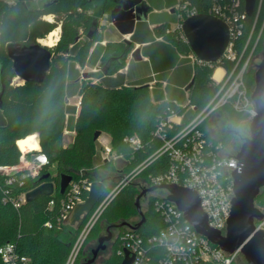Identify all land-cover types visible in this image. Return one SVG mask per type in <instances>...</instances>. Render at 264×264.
<instances>
[{"label":"trees","instance_id":"16d2710c","mask_svg":"<svg viewBox=\"0 0 264 264\" xmlns=\"http://www.w3.org/2000/svg\"><path fill=\"white\" fill-rule=\"evenodd\" d=\"M163 1L167 7H172V9L177 3V0ZM115 2L116 0H92L90 2L87 0H45L39 6H33L24 0H18L10 6L4 0H0V84L5 85L0 108V165L17 164L21 156L17 141L37 132L39 133L36 136L40 152L45 154L48 160L42 166L38 178L50 173L49 166L56 164L58 174L54 176L50 173L48 180L54 181L57 185L61 172H69L73 178H76L80 169H86L84 176L92 181L101 179L105 182L107 189H110L117 180L113 181L111 177L98 179L90 174L97 156V140L94 139L96 130L110 134L113 149L118 153H123L128 159L121 169L113 165L111 169L117 173L122 170L128 172L159 146L160 141L153 139L151 132L156 128L160 119L170 112L182 113L184 111L182 104L186 93L187 101L197 108L195 114L202 110L216 93L218 87L212 82V74L216 65L192 63L189 57L193 53L190 45L179 35L178 31L167 32L172 20L163 19L157 22L152 15L150 22L157 23L153 28H150L149 21L138 22L134 33L130 36L131 47L123 41L124 37L120 34L118 38L111 39L113 27L109 25L110 11L116 6ZM190 2L201 13H207L211 5V0H190ZM241 6L243 10L244 0ZM50 13L55 15L53 22L42 18L43 15ZM101 18H103L102 21ZM254 18V14L248 16L245 19L243 34L233 39V46L238 54L242 52ZM95 21L96 24H94ZM263 21L264 1L255 37ZM58 25L62 30L56 47L64 53L59 60H55L54 66L50 61V69L45 81L43 83L12 84L16 73L13 62L7 54L6 45L10 42H19L24 45L36 43L37 39L46 37ZM91 30L92 35L89 37L88 33ZM77 36H85L86 39L75 44ZM263 36L264 29L258 40L256 54L264 49ZM156 37H162V40L170 44L156 41ZM106 39L108 41L102 45L100 42ZM147 42L149 44L145 47V54L149 60H131L127 73H118L126 66L133 45ZM95 43L97 44L91 52ZM129 47L130 50L126 56L122 57ZM178 55H182V58ZM100 57L108 61L113 58L110 61L109 75L103 76L100 82L91 80L90 77L95 76L92 73L80 79L81 73L76 68V63L84 66L90 62L94 66ZM189 63L192 65V71L190 67V71L183 67V64ZM219 64L228 69L234 66V62L226 58H223ZM70 71L74 72L73 76L69 74ZM254 71L251 66L245 73L246 82L250 87L254 85ZM113 74L116 76H111ZM192 77L194 82L185 93L183 87L190 82ZM151 81H154L152 88ZM164 81H167V84L163 87ZM40 86L47 87L44 93L36 92ZM63 94L66 97L80 96L78 112L75 107L67 106V101L63 100ZM224 110L227 111L228 120L231 122L244 117L234 111L229 104L224 106ZM191 114H193L192 111L187 113L184 122ZM27 122H31L33 127L28 128ZM202 128L206 129L205 124ZM66 130L76 132L72 142L68 145L64 142ZM130 134L140 136L144 150L134 151L124 141V137ZM227 141H229L228 135L225 136V142ZM161 162L165 163V158L162 161L155 160L143 170L136 180L139 181L138 192H140L142 180H148L150 175L163 170L164 166ZM36 180L27 178L24 187H32ZM131 185L124 187L112 199L100 218L103 217L111 222L114 220L127 222L129 216L137 214L135 205L137 191L130 187ZM4 186V177L0 175V246L8 242L16 243L18 251L29 259L23 264H64L83 225L75 228L71 224L56 221L60 200L64 195L57 190L53 196H41L15 207L10 196H17L21 189L15 186V190L6 197ZM124 192L126 195L122 196ZM260 195L256 198L257 203L260 198L262 202L264 201V193L261 192ZM52 198L56 200V203L53 207H49V201ZM155 199L156 197L150 198L148 207L144 210L146 221L138 229V232L144 236H150L162 226V219L154 208ZM46 221H51L52 227L45 225ZM112 244L113 256L107 264H121L123 258L117 253L121 241L117 238ZM150 251V264H162L161 259L165 255L163 249L151 248ZM80 256L81 254L76 264ZM0 264H3L1 259ZM202 264L218 263L212 260L202 261Z\"/></svg>","mask_w":264,"mask_h":264},{"label":"built area","instance_id":"2783aa9c","mask_svg":"<svg viewBox=\"0 0 264 264\" xmlns=\"http://www.w3.org/2000/svg\"><path fill=\"white\" fill-rule=\"evenodd\" d=\"M4 1L11 6L18 0ZM24 1L33 6H39L45 0ZM263 1L257 0L251 30L244 42L242 52L238 54L233 46V39L243 34L245 19L248 17L245 12V2L242 10V0H211L207 14L223 19L231 30V41L223 58L233 61L234 66L228 69L220 65L219 63L223 58L218 63L210 64L212 66L219 64L218 66L223 68V75L217 79L212 74V82L218 89L202 110L195 114L197 108L188 101L182 113L172 111L160 119L156 128L151 132L152 138L160 141L159 146L130 171L118 172L122 174L120 178L110 189L106 188L92 211L86 216L64 264H76L89 233L108 204L124 187L136 181L149 164L158 159L162 161L165 158V163L161 162V165L164 166L163 170L150 175L148 180H142L140 190L161 184H176L195 190L200 198V205L208 217L209 225L226 234L234 197L233 172L239 166V161L236 158L238 150L233 151L230 142H225L226 135H211L207 130V122H210L218 113L227 116V111L222 109L226 104H229L237 113L244 115L248 121H251L257 114L256 105L252 99L255 82L253 87H250L246 82L245 73L251 66L256 70V64H253V60L263 52L255 53L258 40L264 29L263 21L261 29L255 37ZM173 11L177 21L174 26L167 29V32L176 30L186 41L182 29L183 21L187 17L201 12L195 5L191 4L190 0H177ZM42 18L53 22L55 15L52 13L45 14ZM102 20L103 18H101ZM156 39L162 40V37H156ZM131 55L132 51L129 57ZM189 57L193 64L201 62L194 53L190 54ZM14 79L12 84L17 83ZM190 111L193 114L184 122L187 113ZM203 124H205V130L209 136L202 128ZM124 141L134 151L144 150L143 141L137 134L126 135ZM101 156L103 162L117 159L124 160V162L128 160L123 153H118L113 149L110 141L102 142ZM47 162L46 155L40 152L39 148L21 150L20 160L15 165H0V175L4 177L5 196H10L9 194L15 190V186L21 189L17 196H10L15 207L26 202V192L31 188L24 187L27 178L36 180L42 166ZM85 173L86 169H80L78 176L71 180L64 192V196L60 200L57 222L65 223L75 205L86 200L93 181L84 176ZM56 187L58 185L55 183V190L50 196L56 194ZM262 192L264 193V191ZM168 193L165 188H156L141 198H146L149 203L151 197H156L154 208L162 219V226L157 232L150 236H144L138 232L139 228H133L137 222H131L117 228V234L112 242L117 238L121 241L117 253L122 258L125 256L124 250L128 249L134 256L131 264H150L151 248H160L165 253L164 258L161 259L162 264H202V261L212 260L218 264H233L238 260L242 255L240 249L229 253L198 233L186 220L184 212L174 202L167 199ZM55 203L56 200L52 198L49 201V207H53ZM255 205L262 212V217L254 220L255 230L264 232V201L257 203L255 200ZM45 225L52 227V222L46 221ZM120 228L122 229L119 230ZM0 259L3 264H23L29 260L28 257L18 251L17 244L14 242L0 246Z\"/></svg>","mask_w":264,"mask_h":264},{"label":"water","instance_id":"95a60500","mask_svg":"<svg viewBox=\"0 0 264 264\" xmlns=\"http://www.w3.org/2000/svg\"><path fill=\"white\" fill-rule=\"evenodd\" d=\"M244 2L246 14L252 16L257 0H244ZM116 3L119 5L110 11L112 24L124 36L123 41L131 47L132 41L128 35L134 33L138 22L147 20L151 7L145 0H116ZM182 29L187 43L198 60L207 64H215L224 57L231 41V30L223 19L207 13H198L187 17L183 21ZM91 35L92 30L88 33L89 37ZM78 38L79 36L76 37V40ZM130 47L122 57L126 56ZM6 51L13 62L16 75L24 82L43 83L45 81L51 61V51L47 46L39 42L29 45L10 42L6 45ZM132 57L135 60L143 58L141 47L134 48ZM108 70L107 66L102 69L106 75ZM84 76L88 77L89 73L86 72ZM193 82L194 78L192 77L185 86L186 91L189 90ZM254 82L252 99L255 102L257 114L250 121L249 135L244 137L236 154L239 166L233 172L234 197L226 234L209 225L208 217L200 205L197 192L176 184H161L141 190L135 199V205L141 219L133 225L134 229L140 228L146 221V215L140 203L141 198L156 188H165L169 192L167 199L174 202L184 212L186 220L198 233L229 253L240 249L248 264H264V232L256 231L254 224L255 218L262 217V212L255 205V200L264 191V50L254 73ZM4 89L5 85L1 83L0 108ZM101 135L102 131L96 130L94 139H99ZM49 177L50 173H46L34 181L30 190L26 192V202L53 194L55 182L48 180ZM72 179L71 173L64 171L60 173L58 184L60 194H64ZM106 188L103 180L93 181L86 200L75 205L65 223L79 228L104 194ZM126 224L127 222H121L107 226L106 234L99 236L96 247L92 249V257L84 264H93L98 254L105 250L107 244L113 240L112 229ZM124 252L125 256L121 264H131L134 256L128 249H125Z\"/></svg>","mask_w":264,"mask_h":264},{"label":"rangeland","instance_id":"374dc122","mask_svg":"<svg viewBox=\"0 0 264 264\" xmlns=\"http://www.w3.org/2000/svg\"><path fill=\"white\" fill-rule=\"evenodd\" d=\"M150 5L152 6L153 9H160L161 7H163L164 1L163 0H149ZM170 14L171 12L168 11ZM51 18V17H50ZM156 20L158 22L162 21L163 19H170L172 20L169 24L170 26H174L175 22L177 21V17L175 15V13H173V16H168L167 14L163 13V11L158 12L156 15ZM57 27H59V32H58V39L55 41V43L53 45H46L40 42L39 39H37L36 42H39L42 45L47 46L50 51H51V65L54 66L55 65V60H59V57L63 55V51L60 50V48L56 47V44L59 42L60 36L61 35V27L60 25H58ZM55 27V29L57 28ZM54 30V29H53ZM263 43H264V36H263ZM135 47V45H133V48ZM132 48V49H133ZM132 51V50H131ZM130 51V52H131ZM129 57V56H128ZM178 57H180L178 55ZM133 58V57H132ZM262 58V54L257 55L254 60H253V64H257L260 62ZM128 60V59H127ZM94 66L88 65L86 66H78V69L80 70V72H87V73H95L93 71ZM184 68H187L189 70L192 71V65L189 64H183ZM97 69V68H96ZM95 70V69H94ZM123 70V68H122ZM189 70V71H190ZM255 73V72H254ZM223 73H221L220 71V66L216 65V67L214 68V72H213V77L220 79L222 77ZM254 75V74H253ZM17 76V75H16ZM103 76H100L99 73H97V75H95L94 77H90L91 80H93L94 82H100L102 80ZM87 78V79H90ZM84 80V79H83ZM15 82H17L18 84H23L25 83L23 79H21L19 76L16 77V79H14ZM47 87H43L40 86L37 88L36 92H41L44 93L46 91ZM183 91L186 93L185 87H183ZM63 100L67 101V106H72L76 108V111H79V105H80V96L79 95H73V96H67L65 94L62 95ZM187 93L185 96V99L183 101V106L187 105ZM222 109H224V107H222ZM224 112V110H221ZM226 114L223 113H218L215 117L212 118V120L210 122H207V130L209 131V133L213 136H223V135H228V139L231 145V148L233 151L235 150H239L240 146L243 142L244 137L249 135V125H250V121L247 120L246 117L240 118L239 120L235 121V122H231L230 120H228V116H225ZM209 121V120H208ZM26 124H28V128H32L33 124L31 122H27ZM37 135H39V133L36 132ZM36 134H31L36 140H37V136ZM76 135L75 131H65L64 132V142L66 145H68L69 143L72 142L74 136ZM111 137L110 134L106 133V132H102V135L100 136L99 139H97V143H96V147H97V156L94 162V166L91 168V175L96 176L98 179L102 178V177H111L113 179V181L118 180L119 176H121L122 174H118L114 169H111V166H115L116 168H120L124 165V160L121 159H117V160H112L109 163H104L102 160V156H101V148H102V142H107L110 141ZM38 146L36 149L40 148L39 142L37 140ZM35 150V149H34ZM49 172L56 176L58 174L57 172V165H51L48 168ZM139 181H135L132 183V185L130 187H132L134 190H136L137 195L141 192H138V185ZM58 187H56V191L57 192ZM126 192L123 193L122 196H125ZM261 196V195H260ZM141 203V207L142 210L146 209L148 207V201L146 198H143L140 200ZM258 203H262V198L259 199ZM141 219L139 213L137 212L136 215H132L129 216V218L127 220V222H138ZM122 220H114V221H109L106 220L105 218H100L98 220V222L95 224L92 232L90 233V235L88 236L83 251L81 253V256L79 258L78 264H84L89 258L92 257V249L96 247L97 243H98V238L101 235L106 234V228L107 226L113 224H118L121 223ZM113 231V238L116 236L117 234V227L112 229ZM112 241L109 242L107 244V248L103 251H101L98 254V257L96 258L95 262L93 264H107L108 261L110 260V258L113 256V249L111 247ZM236 264H248V262L246 261V259L244 258L243 255H241Z\"/></svg>","mask_w":264,"mask_h":264},{"label":"crops","instance_id":"0c3cea01","mask_svg":"<svg viewBox=\"0 0 264 264\" xmlns=\"http://www.w3.org/2000/svg\"><path fill=\"white\" fill-rule=\"evenodd\" d=\"M146 1V3L151 7V9H150V11L148 12V17H147V20L146 21H149L150 22V18H151V16L153 15V17L155 18L156 17V15H157V13L158 12H161V11H163V12H166L167 14H168V16H173V13H174V11H173V9H172V7H167V5H165L162 9H153L152 8V6L150 5V1L149 0H145ZM168 11H170L171 12V14L168 12ZM155 20H156V18H155ZM158 22V21H157ZM157 23H151L150 22V28H153L155 25H156ZM109 25H111L112 27H113V32L111 33V36H110V38L111 39H116V38H118V35L120 34V35H122L121 33H119V31L116 29V27L112 24V21L109 23ZM117 34V35H116ZM123 36V35H122ZM130 36L131 35H128V37H129V39H130ZM124 37V36H123ZM109 38V37H108ZM110 39V40H111ZM108 40L106 39V40H104V41H101L100 43L102 44V45H105L106 44V42H107ZM156 41H160V42H163V43H166V44H170V43H168V42H166V41H164V40H157L156 39ZM98 43V42H97ZM97 43H95L94 45H93V47H92V49H91V52L93 51V48L95 47V45L97 44ZM149 43L147 42V43H135V47L134 48H136L137 46H139V47H141V54H142V56H143V58L141 59L142 61H148L149 60V57L145 54V47L148 45ZM134 48L132 49V51L134 50ZM130 54V53H129ZM181 56V58H182V55H180ZM101 57H102V55H101ZM101 57L98 59V61L96 62V64L94 65V68L95 67H97L98 66V64L100 63V60H101ZM131 60H134V61H140V60H135L134 58H132V55H131V57H128V61H127V64H126V66L123 68V70L121 69V70H119L118 71V73L119 72H121V73H127V70H128V65H129V62L131 61ZM88 65H91V63L90 62H87L84 66H88ZM78 66H81V65H79L78 64ZM92 66V65H91ZM92 69H93V67H92ZM81 73V72H80ZM82 74H84V72H82L81 73V75ZM117 74V73H116ZM116 74H113V75H111V76H116ZM154 74V73H153ZM109 74H107V75H103V76H108ZM103 78V77H102ZM153 84H154V81H151L150 82V86H151V88L153 87ZM167 84V81H164L163 82V87L165 86ZM185 87V86H184ZM37 141V140H36ZM37 146H38V143H37Z\"/></svg>","mask_w":264,"mask_h":264},{"label":"bare ground","instance_id":"6f19581e","mask_svg":"<svg viewBox=\"0 0 264 264\" xmlns=\"http://www.w3.org/2000/svg\"><path fill=\"white\" fill-rule=\"evenodd\" d=\"M50 18V17H49ZM51 19V18H50ZM59 27L52 30L50 33L46 35L44 38H40V42L46 45H53L55 41L58 39V31ZM220 70H222L221 73H223V68L220 67ZM36 134V133H34ZM38 140V139H37ZM17 144L21 150H34L37 148V141L32 135H28L23 139H19L17 141Z\"/></svg>","mask_w":264,"mask_h":264},{"label":"flooded vegetation","instance_id":"af4514ba","mask_svg":"<svg viewBox=\"0 0 264 264\" xmlns=\"http://www.w3.org/2000/svg\"><path fill=\"white\" fill-rule=\"evenodd\" d=\"M115 5L117 6V5H119V4L115 2ZM87 37H88V36H87ZM88 38H89V37H88ZM85 39H86L85 36H80V37L75 41V44L81 43V42H83ZM106 66H107V68H110V62H109L108 60H104L103 58H101L100 63L98 64V66L94 68L95 70L93 69V71H94L95 73H92V74L96 75L97 73H99V74H102V76H103V75H106V74H104L103 71H102V69H103L104 67H106ZM76 68L78 69V63H76ZM96 68H97V69H96ZM85 73H86V72H85ZM85 73H84V74H85ZM69 74H72V76H73V75H74V72L70 71ZM84 74L80 75V79H81V78H86V77H87V76H84ZM76 81H78V77H76ZM111 247H112V249H113V244H111Z\"/></svg>","mask_w":264,"mask_h":264}]
</instances>
